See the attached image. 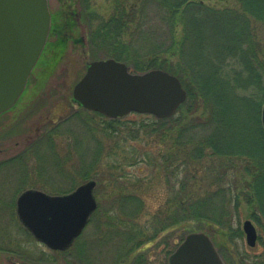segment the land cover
Segmentation results:
<instances>
[{"label": "trees", "instance_id": "16d2710c", "mask_svg": "<svg viewBox=\"0 0 264 264\" xmlns=\"http://www.w3.org/2000/svg\"><path fill=\"white\" fill-rule=\"evenodd\" d=\"M114 4L109 19L96 17L91 46L126 63L134 73L160 69L175 75L187 91V100L171 118L134 114L133 119L105 121L101 132L111 141L143 136L150 142L154 154L147 150L138 159L134 150L126 160L146 166L158 163L168 193L150 226L139 223L146 208L143 193H123L108 206L100 203L91 221L105 218L112 228L111 219L121 213L125 218L119 224L138 247L174 226L186 234L196 225L234 233L239 229L235 219L239 224L245 206L263 234L264 0H235V7L226 8L203 0H134L130 7L125 0H114ZM63 54L64 49L51 61L49 71ZM84 113L82 120L88 123L85 115H91ZM118 148L119 144L107 150L101 145L97 158L86 161L84 156L75 174L85 182L99 178L102 171L114 185L124 179L118 185L139 186L140 179L131 180L125 171L134 163L122 162ZM105 151L111 160L98 164ZM197 186L200 193L193 191ZM259 241L264 246V235ZM219 250L227 264H234ZM237 255L242 257V252ZM244 255L240 264H264V252L252 255L246 250Z\"/></svg>", "mask_w": 264, "mask_h": 264}, {"label": "rangeland", "instance_id": "374dc122", "mask_svg": "<svg viewBox=\"0 0 264 264\" xmlns=\"http://www.w3.org/2000/svg\"><path fill=\"white\" fill-rule=\"evenodd\" d=\"M133 1L125 0L128 7ZM203 1L217 8L235 7V0ZM114 5V0H49L55 31L50 36L46 55L34 69L25 93L13 108L15 117L19 116V125L15 129L12 127L9 130H0V160L11 158L17 153L22 154L23 160L0 170V196L6 203L13 201L15 205L18 196L29 189L52 195H61L74 190L86 182L75 174L82 163L81 160L84 156L86 161L95 160L101 145L107 150L110 146L117 148L119 144L116 155L120 160L122 159V162L129 163L127 165L135 162L133 159L132 162L126 160L134 150L139 152L138 159H141L147 150H154L153 154L156 152L155 148L147 145L150 142L141 138L143 137L141 135L140 139L136 140L120 141L118 138L109 140L101 130L105 121L111 119L104 116L93 117L94 113L85 110L73 96L74 87L85 75L89 64L109 58L102 51L91 46L90 34L95 29L96 21L111 17ZM57 31L64 33V36L60 35L64 40L61 39L59 46L56 45ZM62 49H64L62 59L54 70L49 71L51 61ZM84 112L91 115L90 117L85 115L87 119L89 118L88 123L82 120ZM126 117L136 118L134 113ZM127 127L129 126L123 129ZM17 141L18 146L15 143ZM154 143L153 140L151 146ZM106 153L108 154L107 151L103 153L98 164L111 160L106 157ZM134 164L126 166L125 171L131 180L140 179L139 186L132 185V182L126 183L125 186L118 185L121 181L125 182L124 179L114 185L108 179V173L103 174L102 171L99 178L90 180H95L97 183L95 196L98 205L102 203L108 206L107 204L123 193H143L146 208L141 214L139 223L142 226H150L154 214L167 196V184L158 163L153 166H146L143 163ZM99 166L96 169H100ZM74 182L75 185L72 184ZM57 190L60 192L57 193ZM193 191L200 193L199 186L193 188ZM241 211L243 217L239 224L238 219H235V228L239 229L234 233L220 234L217 230L201 225L193 226L191 232H206L220 254L219 247L234 264H240L241 256L239 257L237 252H242V259L245 258L246 250L252 255L264 252V246L259 241V237L264 233H260L257 223L250 217L252 210L244 206ZM4 213L5 227H0V242L5 243L0 245L11 249L10 242L14 229L9 224L12 223L10 215L6 211ZM122 218L125 217L121 213L115 214L111 219L114 222L112 228H108L105 218L98 221L90 220L70 250L71 254L73 253V256L79 254L80 257L83 255L81 258L83 264H169V256L182 242H179V237L183 235L184 239L187 235L179 226H174L166 232L159 233L148 243L136 247L135 244L133 245V240L129 242L128 229H123V224H119ZM246 220H251L258 231V241L254 248L247 244L246 234L243 231V223ZM174 242L178 243L175 249ZM169 249L172 250L170 254ZM0 264L6 263L1 259Z\"/></svg>", "mask_w": 264, "mask_h": 264}, {"label": "water", "instance_id": "95a60500", "mask_svg": "<svg viewBox=\"0 0 264 264\" xmlns=\"http://www.w3.org/2000/svg\"><path fill=\"white\" fill-rule=\"evenodd\" d=\"M52 14L49 0H0V115L23 95L49 39ZM73 96L84 109L109 119L131 113L157 119L176 115L187 99L182 82L164 70L132 73L114 58L93 61L75 85ZM264 127V105L262 108ZM96 181L73 191L51 195L36 189L17 200L21 223L36 240L54 250H68L98 208ZM247 244L254 248L258 231L251 220L243 223ZM169 264H226L206 232H191L169 256Z\"/></svg>", "mask_w": 264, "mask_h": 264}, {"label": "flooded vegetation", "instance_id": "af4514ba", "mask_svg": "<svg viewBox=\"0 0 264 264\" xmlns=\"http://www.w3.org/2000/svg\"><path fill=\"white\" fill-rule=\"evenodd\" d=\"M68 22V20H67ZM68 25V23H66ZM55 31L54 24L52 26L51 34ZM62 31H57L56 39L57 46L64 40V37L60 38V35L64 33ZM60 40V41H59ZM15 108V107H14ZM13 109L5 112L0 116V130L15 129L19 125V116L15 117V113L12 112ZM12 131V130H11ZM8 135V134H7ZM14 137V136H12ZM16 146L19 142H15ZM22 154H14L11 158L6 160H0V170L6 168L8 165L18 164L22 160ZM11 187V185H9ZM19 197V196H18ZM18 200V198H17ZM17 200L15 205L13 201L5 202V199L0 196V227L4 228V212L10 215L11 226L14 229L12 234V239L10 245L12 248L6 249L3 245H0V261L6 264H83V260L79 256H73L70 250L74 247L75 243L78 241L79 237L76 238L73 245L67 251L54 250L49 248L44 243L39 242L35 239L33 234L21 223L20 218L17 213ZM0 243H5L1 241ZM38 248H40L38 250Z\"/></svg>", "mask_w": 264, "mask_h": 264}, {"label": "bare ground", "instance_id": "6f19581e", "mask_svg": "<svg viewBox=\"0 0 264 264\" xmlns=\"http://www.w3.org/2000/svg\"><path fill=\"white\" fill-rule=\"evenodd\" d=\"M94 193H95V190H94Z\"/></svg>", "mask_w": 264, "mask_h": 264}]
</instances>
